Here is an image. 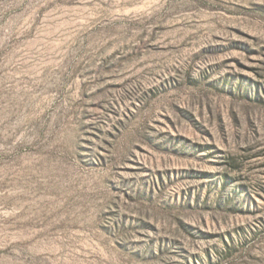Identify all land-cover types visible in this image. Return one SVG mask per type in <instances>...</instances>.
<instances>
[{
	"label": "rangeland",
	"instance_id": "1",
	"mask_svg": "<svg viewBox=\"0 0 264 264\" xmlns=\"http://www.w3.org/2000/svg\"><path fill=\"white\" fill-rule=\"evenodd\" d=\"M0 264H264V0H0Z\"/></svg>",
	"mask_w": 264,
	"mask_h": 264
}]
</instances>
